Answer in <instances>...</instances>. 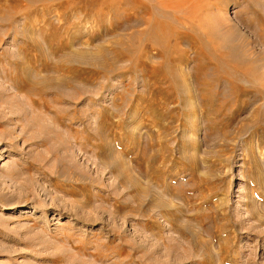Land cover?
I'll return each mask as SVG.
<instances>
[{"label":"rangeland","instance_id":"obj_1","mask_svg":"<svg viewBox=\"0 0 264 264\" xmlns=\"http://www.w3.org/2000/svg\"><path fill=\"white\" fill-rule=\"evenodd\" d=\"M0 92V264H264V0H0Z\"/></svg>","mask_w":264,"mask_h":264},{"label":"bare ground","instance_id":"obj_2","mask_svg":"<svg viewBox=\"0 0 264 264\" xmlns=\"http://www.w3.org/2000/svg\"><path fill=\"white\" fill-rule=\"evenodd\" d=\"M86 1V0H85ZM89 1V0H88ZM92 2V1H91ZM84 3V2H83ZM90 3V2H89ZM168 3V2H167ZM167 3L166 4H164V5H167ZM171 3V2H170ZM171 5V4H170ZM173 5V4H172ZM88 7H90L89 5H88ZM152 24V23H151ZM157 25V24H156ZM153 26V25H152ZM156 29V28H155ZM165 30V29H164ZM14 71V70H13ZM16 71V70H15ZM12 73V72H11ZM13 73H15L16 74V72H13ZM7 75L8 74H6V77H7ZM12 75V74H11ZM9 76V75H8ZM10 77V76H9ZM8 77V78H9ZM14 77H16V76H14ZM10 80H12L11 82H14L12 85L13 86H15L18 90H21V91H19V92H24L25 94H27V98L31 101V103H32V109L30 110V111H32V113L29 115L28 113H27V115H29V116H31L32 114H33V112H35V114L36 115H38L39 116V118H40V120L42 121H40V123L39 122H36L35 120H39V118L38 119H36L35 118V120H31V122H29L28 123V125L30 124H32L31 126H36L35 124L36 123H39V124H37L38 125V127H39V125L41 126V128L42 127H45L46 129H47V131L45 132V134H43V136H41V138H42V142L44 143V141H46V140H54V141H56V142H58V146L59 147H61L62 146V141L60 142L59 141V139H58V137H57V135H58V133H59V130L57 129V126L59 125L60 126V121L59 120H57V118H55L54 119V115H53V118H50L48 115H46V113L45 114H43L41 111H40V108L42 107V108H45V109H47L48 111H50L49 110V108L47 107V101L45 100L46 98V96H44L45 95V92H44V97L41 95V93H40V91H38L37 92V94H39V96H38V98H34V97H32V93H33V86L31 85V84H29V83H27V81L22 77V76H20V77H16V78H13L12 77V79L10 78ZM12 87V86H11ZM4 94L5 93H3V92H0V97L1 96H4ZM9 95V94H8ZM20 95V94H19ZM25 99V98H24ZM58 100V99H57ZM30 107V106H29ZM31 108V107H30ZM37 108H39V110L37 109ZM37 109V110H36ZM27 110V109H26ZM29 111V110H28ZM52 111V110H51ZM27 112V111H26ZM35 114H33V115H35ZM50 114V113H49ZM32 115V116H33ZM28 116V117H29ZM31 116V117H32ZM50 116H52V115H50ZM57 116V115H56ZM27 117V118H28ZM31 117H29V118H31ZM59 118V117H58ZM25 119V118H24ZM60 119V118H59ZM27 120V119H26ZM62 120V119H61ZM62 121H64V120H62ZM27 122V121H26ZM25 122V123H26ZM26 128V127H25ZM37 128V127H36ZM44 128V129H45ZM45 129V130H46ZM35 130V129H34ZM54 130V131H53ZM22 131H24V130H22ZM27 131V130H26ZM32 131V130H31ZM56 131V132H55ZM73 131V130H72ZM71 131V132H72ZM41 133V132H40ZM56 133V134H55ZM59 134H61V133H59ZM74 134V133H73ZM34 135V134H33ZM71 135V134H70ZM74 136H76V135H74ZM74 136H73V139H72V141H74L75 139H74ZM36 137V136H35ZM37 137H38V135H37ZM36 137V138H37ZM40 137V136H39ZM71 137V136H70ZM31 139V138H30ZM77 140V139H76ZM76 140H75V142H76ZM40 141V142H41ZM54 141H52V142H54ZM71 141V142H72ZM39 142V143H40ZM75 142H73V143H75ZM76 144V143H75ZM44 145V144H43ZM68 145V144H67ZM76 146V145H75ZM74 146V144L73 145H71V147H69V149H71V150H73V147H75ZM62 148V147H61ZM57 149H58V147H57ZM71 150H69V151H71ZM75 150H76V148H75ZM74 151V150H73ZM72 151V152H73ZM72 152H70L69 154H70V156H72L73 155V153ZM61 153V152H60ZM48 154V153H47ZM45 155V154H44ZM49 155H51V154H48V156ZM47 156V155H46ZM62 157H63V155H62ZM73 157V156H72ZM47 158V157H46ZM67 158V157H66ZM48 163V162H47ZM39 166H42V164L41 165H39ZM40 170V169H39ZM41 172H42V170H41ZM45 172V171H44ZM63 174V173H62ZM46 175H47V173H46ZM49 176V175H48ZM51 178V177H50ZM58 178V177H57ZM69 184V183H68ZM79 184V183H78ZM70 185V184H69ZM68 185V186H69ZM82 187H84L83 185H82ZM63 189V188H62ZM69 189H70V186H69ZM82 189V188H81ZM84 189V188H83ZM82 189V190H83ZM64 190V189H63ZM71 191V190H70ZM75 207V206H74ZM119 207V206H118ZM124 207V206H123ZM76 208H77V206H76ZM81 210V207L80 208H78V210L77 211H80ZM81 212V211H80ZM83 213V212H82ZM80 215V214H79ZM91 216H93L94 217V219H95V217H97V215H91ZM109 216H111V215H109ZM80 217V216H79ZM82 217V216H81ZM83 217H86V216H83ZM92 217V218H93ZM91 218V217H90ZM108 218V217H107ZM93 220V219H92ZM96 220V219H95ZM107 220V219H106ZM105 220V221H106ZM104 224H105V222H104ZM107 225V224H106ZM110 225V224H109ZM109 225H108V227H109ZM106 227V226H105ZM110 228V227H109ZM113 229V228H112ZM107 231V230H106ZM110 233V232H109ZM111 234H112V232H111ZM113 237V236H112ZM72 245V244H71ZM76 247V249L79 251V252H81V253H83L84 252V250H85V244H81V245H76L75 246ZM74 247V248H75ZM75 249V250H76ZM105 250V249H104ZM86 251H89V250H86ZM125 251V250H124ZM112 252V251H111ZM101 252H99V254H100ZM105 253V252H104ZM78 254V253H77ZM96 254V253H95ZM78 255H82V254H78ZM101 255V254H100ZM106 255V254H105ZM90 256H91V253H90ZM109 256H111V255H109ZM108 256V257H109ZM100 257V256H99ZM93 258V257H92ZM110 258V257H109ZM98 259V258H97ZM102 259H104V257L103 258H101L100 259V261H103ZM111 259V258H110ZM104 260H106V259H104ZM109 260V259H108ZM70 261H72V262H70ZM69 262L67 261V262H65V264H75L74 263V261L73 260H70ZM97 261V260H96ZM96 261H94V262H96ZM99 261V260H98ZM97 261V262H98ZM99 261V262H100ZM104 262H106V261H104ZM103 263V262H102ZM101 264V263H100ZM107 264V263H106Z\"/></svg>","mask_w":264,"mask_h":264}]
</instances>
